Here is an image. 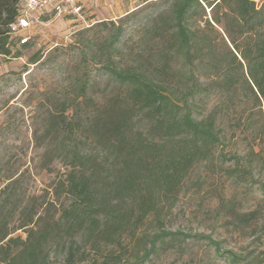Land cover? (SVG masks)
<instances>
[{"label":"trees","instance_id":"trees-1","mask_svg":"<svg viewBox=\"0 0 264 264\" xmlns=\"http://www.w3.org/2000/svg\"><path fill=\"white\" fill-rule=\"evenodd\" d=\"M19 2L0 0V57L20 56L11 54L9 33ZM149 2L95 22L76 39L85 65H100L113 88L93 95L89 68H82L49 113L65 169L51 201L18 192V178L0 184V264H146L188 238L213 244L230 264H264V251L253 258L220 251L209 234L166 227L162 213L221 141L216 111H198L212 89L234 95L242 84L264 105V0H154L156 10L137 28L139 46L122 57L125 25ZM92 30L105 35L84 40ZM240 162L235 157V177ZM229 214L245 226L255 218ZM18 230L24 237L13 235Z\"/></svg>","mask_w":264,"mask_h":264},{"label":"rangeland","instance_id":"rangeland-1","mask_svg":"<svg viewBox=\"0 0 264 264\" xmlns=\"http://www.w3.org/2000/svg\"><path fill=\"white\" fill-rule=\"evenodd\" d=\"M92 1L94 13L88 14L85 5L83 19L51 11L38 14V21L25 31L29 47L22 48L11 36V54L19 51L20 56L0 57V184L11 176L18 178V192L34 194L47 202L65 170L52 145L57 135L49 126V113L57 112L69 82L82 68H89L93 95L109 94L113 88L100 65H85L76 39L95 22L116 21L125 14L121 10L131 11L150 1L142 14L125 25L120 52L127 57L139 46L137 28L156 10L151 5L154 0ZM120 3L121 9L117 6ZM84 34L86 41H97L105 35L95 30ZM34 53L41 58L30 63ZM203 72L211 74L209 68ZM211 110L217 113L221 141L208 160L192 168L180 194L166 204L163 222L172 230L209 234L219 242L220 251L253 258L264 251V105H258L250 90L239 84L234 95L212 89L198 105L199 113ZM238 156L244 169L235 177L231 170ZM231 211L254 212L255 218L245 226L233 221ZM154 227L151 222L146 225L148 232ZM13 235L24 237L21 230ZM57 253L52 251L53 256ZM226 255L220 256L205 240L188 238L179 247L160 249L146 264H230Z\"/></svg>","mask_w":264,"mask_h":264},{"label":"built area","instance_id":"built-area-1","mask_svg":"<svg viewBox=\"0 0 264 264\" xmlns=\"http://www.w3.org/2000/svg\"><path fill=\"white\" fill-rule=\"evenodd\" d=\"M75 0H20L19 14L16 20L9 25V33L15 36L20 44L28 42L26 32L36 21L34 14L48 6H53L58 14L77 12ZM26 31V32H25Z\"/></svg>","mask_w":264,"mask_h":264},{"label":"crops","instance_id":"crops-1","mask_svg":"<svg viewBox=\"0 0 264 264\" xmlns=\"http://www.w3.org/2000/svg\"><path fill=\"white\" fill-rule=\"evenodd\" d=\"M89 1V2H88ZM94 1H92V0H82V1H80V0H75L74 1V6H76L77 8H78V11L77 12H70V13H68V14H72V15H74L73 17H75V18H79V19H83L82 18V12H84L85 10H83L82 11V8L83 7H85V5H86V12L88 13V14H91V13H94V10H95V8L96 7H93V5H92V3H93ZM95 2H96V0H95ZM106 4H107V1L105 2ZM119 5V8L121 9V3L120 4H117V6ZM53 12V13H56V14H58L56 11H55V9H54V7L53 6H48V7H46V8H44V9H42V10H39L38 12H36L35 14H34V17H35V19H36V21L35 22H37L38 21V18H37V15L38 14H41V13H44V12ZM129 10L128 9H125V10H121V13L123 12V13H126V12H128ZM122 13V14H123ZM76 14V15H75ZM63 15H66V14H63ZM33 26V25H32Z\"/></svg>","mask_w":264,"mask_h":264}]
</instances>
